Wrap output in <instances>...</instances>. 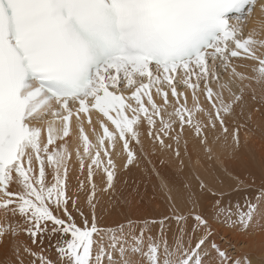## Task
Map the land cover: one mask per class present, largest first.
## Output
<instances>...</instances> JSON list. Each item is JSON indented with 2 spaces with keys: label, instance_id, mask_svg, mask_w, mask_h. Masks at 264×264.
Wrapping results in <instances>:
<instances>
[{
  "label": "snow or ice",
  "instance_id": "snow-or-ice-1",
  "mask_svg": "<svg viewBox=\"0 0 264 264\" xmlns=\"http://www.w3.org/2000/svg\"><path fill=\"white\" fill-rule=\"evenodd\" d=\"M257 115L264 0H0V264H264Z\"/></svg>",
  "mask_w": 264,
  "mask_h": 264
},
{
  "label": "bare ground",
  "instance_id": "bare-ground-1",
  "mask_svg": "<svg viewBox=\"0 0 264 264\" xmlns=\"http://www.w3.org/2000/svg\"><path fill=\"white\" fill-rule=\"evenodd\" d=\"M255 119L262 127H264V116L257 115ZM250 147L254 148L257 156H259L260 153L264 151V139H262L260 135L257 134L256 136L252 137Z\"/></svg>",
  "mask_w": 264,
  "mask_h": 264
}]
</instances>
